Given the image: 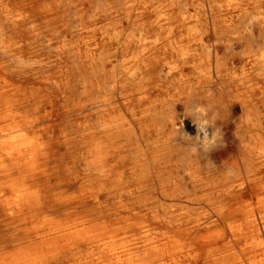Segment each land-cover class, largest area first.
<instances>
[{
  "label": "bare ground",
  "instance_id": "1",
  "mask_svg": "<svg viewBox=\"0 0 264 264\" xmlns=\"http://www.w3.org/2000/svg\"><path fill=\"white\" fill-rule=\"evenodd\" d=\"M11 1L0 264H264V0Z\"/></svg>",
  "mask_w": 264,
  "mask_h": 264
},
{
  "label": "clouds",
  "instance_id": "2",
  "mask_svg": "<svg viewBox=\"0 0 264 264\" xmlns=\"http://www.w3.org/2000/svg\"><path fill=\"white\" fill-rule=\"evenodd\" d=\"M189 114H199V117H203L207 115L206 109L202 105H196L189 110ZM214 120L212 123H209L207 119H202L194 116V124L197 127L198 134L195 137V143L192 145V150L194 152L203 151L204 153L210 152L212 149L220 145L219 141L223 139V133L220 128H215V130L210 134L208 132V127L214 124ZM202 133V136L200 135ZM192 139V137H189ZM212 163L213 168L216 165ZM226 172L231 175L232 169H226Z\"/></svg>",
  "mask_w": 264,
  "mask_h": 264
},
{
  "label": "rangeland",
  "instance_id": "3",
  "mask_svg": "<svg viewBox=\"0 0 264 264\" xmlns=\"http://www.w3.org/2000/svg\"><path fill=\"white\" fill-rule=\"evenodd\" d=\"M11 3L14 7L19 8L24 13L30 14L36 11V9L43 7L47 3V0H12ZM15 37L20 40L27 41L26 33H15ZM228 140L231 141V137H229ZM231 152H235V149H232ZM226 155L217 157V159L224 158Z\"/></svg>",
  "mask_w": 264,
  "mask_h": 264
}]
</instances>
